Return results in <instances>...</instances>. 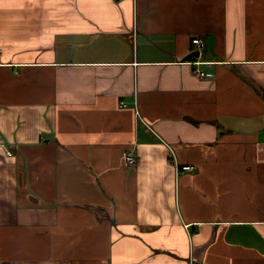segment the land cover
Listing matches in <instances>:
<instances>
[{
    "label": "crops",
    "instance_id": "obj_1",
    "mask_svg": "<svg viewBox=\"0 0 264 264\" xmlns=\"http://www.w3.org/2000/svg\"><path fill=\"white\" fill-rule=\"evenodd\" d=\"M136 2L0 0V264H264V0Z\"/></svg>",
    "mask_w": 264,
    "mask_h": 264
},
{
    "label": "built area",
    "instance_id": "obj_2",
    "mask_svg": "<svg viewBox=\"0 0 264 264\" xmlns=\"http://www.w3.org/2000/svg\"><path fill=\"white\" fill-rule=\"evenodd\" d=\"M124 1H128V0H124ZM134 3V6L136 7V0H130ZM137 32V31H136ZM136 32L134 34V36L136 35ZM192 44L194 46V52H197L198 53V56H197V59L199 58H202L203 56V53H204V50H205V42H204V39L202 37H194L192 38ZM194 65H199L200 62L196 61L193 63ZM121 107L125 108L127 106V104H125L124 102H122L121 104ZM147 128L151 129L150 126L148 124H146L145 122L143 123ZM122 159L125 163V165L127 166H132L136 163V159H135V156L132 152H125L122 156ZM177 166V169H176V172L177 174H180V173H184L186 171H193L195 170V167L193 166H183V167H180L178 165Z\"/></svg>",
    "mask_w": 264,
    "mask_h": 264
},
{
    "label": "water",
    "instance_id": "obj_3",
    "mask_svg": "<svg viewBox=\"0 0 264 264\" xmlns=\"http://www.w3.org/2000/svg\"><path fill=\"white\" fill-rule=\"evenodd\" d=\"M191 56H195V57H197V56H198V53L195 52V53H193Z\"/></svg>",
    "mask_w": 264,
    "mask_h": 264
},
{
    "label": "bare ground",
    "instance_id": "obj_4",
    "mask_svg": "<svg viewBox=\"0 0 264 264\" xmlns=\"http://www.w3.org/2000/svg\"><path fill=\"white\" fill-rule=\"evenodd\" d=\"M9 151H10V150H9ZM8 153L10 154V153H12V152L10 151V152H8Z\"/></svg>",
    "mask_w": 264,
    "mask_h": 264
},
{
    "label": "rangeland",
    "instance_id": "obj_5",
    "mask_svg": "<svg viewBox=\"0 0 264 264\" xmlns=\"http://www.w3.org/2000/svg\"><path fill=\"white\" fill-rule=\"evenodd\" d=\"M128 1H130V0H128Z\"/></svg>",
    "mask_w": 264,
    "mask_h": 264
}]
</instances>
